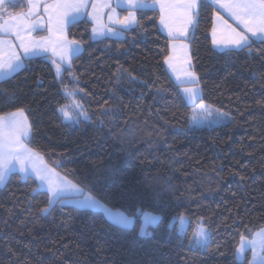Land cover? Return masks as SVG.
<instances>
[{
	"label": "trees",
	"instance_id": "1",
	"mask_svg": "<svg viewBox=\"0 0 264 264\" xmlns=\"http://www.w3.org/2000/svg\"><path fill=\"white\" fill-rule=\"evenodd\" d=\"M7 9L22 12L23 1ZM191 45L202 100L228 116L191 127L193 106L166 68L169 39L159 13L137 12L124 38L91 39L87 18L71 23L82 45L56 74L47 57L24 60L0 82V115L23 110L27 144L55 170L112 208L137 214L122 229L100 211L55 203L32 176L0 186V264H246L241 236L264 227V41L217 51L215 9L202 0ZM82 104L91 120L60 112ZM161 217L140 235L143 215ZM177 217L188 221L178 231ZM175 220V221H174ZM198 225L206 246L192 243Z\"/></svg>",
	"mask_w": 264,
	"mask_h": 264
},
{
	"label": "snow or ice",
	"instance_id": "2",
	"mask_svg": "<svg viewBox=\"0 0 264 264\" xmlns=\"http://www.w3.org/2000/svg\"><path fill=\"white\" fill-rule=\"evenodd\" d=\"M28 7V11L20 12L16 15L8 14V19L5 20V14L7 13V8L9 6L16 7V0H0V33H15V38L20 41L19 47L24 50V56L27 57L29 54L37 55L40 50L44 49L42 44L38 43H26L25 37L21 35V31H26L30 36L32 31L37 30L42 26L43 21L38 18L37 21L29 23L28 19L35 14L38 9V0H25ZM128 5L132 8H138L145 6L143 0H126ZM160 3L161 11V23L165 27L169 28V34H172L171 26L166 23L167 19H173L174 16L178 15L179 19L183 23V27L178 31L180 34L184 35L187 32V27L189 25H194L195 17L199 15L198 8L201 6V0H157ZM213 3L220 4L221 0H212ZM119 6V2H118ZM226 7L230 14L243 25L244 30L240 31L237 28H233L228 25L231 35L227 40V44L232 45L235 49H244L250 47L253 39L264 41V0H226L222 5ZM88 7V0H54V3L50 5H44V11L48 14L49 28L51 32V22L55 19L63 25L64 23H70L75 18V16L82 14V10ZM73 13L69 16V13ZM222 19V18H220ZM119 23L124 24L125 28L130 25L138 23L135 16L131 13L129 16H125L123 20ZM227 24V21H224ZM23 25V27H21ZM95 32L96 29H93ZM216 28L213 27V34L215 35ZM250 35H248V34ZM217 43V41H213ZM5 41L0 39V47L4 45ZM10 48H14L15 45L8 42ZM80 51L79 45L69 50L71 55H76ZM66 54L60 56L61 62L66 59ZM169 60L171 57L168 58ZM55 63V61H54ZM23 67V59L20 54L13 52L12 58L5 63L3 56L0 55V79L9 76ZM57 74L60 72V64L56 65ZM185 79L180 80V84L193 85V87H184L183 93L189 100H200L198 108L204 112V119L207 120L209 117L215 115L221 119L226 118V114L221 113L218 109L213 111L208 110V106L203 103L201 92L199 88V78L194 72H187L185 74ZM65 120L69 123H80L81 119L91 120L88 112L84 109L82 104L74 105V114L70 112L66 107L60 109ZM23 110H19V114H22ZM194 123L199 126L201 121L194 120ZM30 132V125L23 122L18 118V113H10L7 116H0V186H3L9 176L14 172H21L28 175L30 171L29 167L26 165L25 161L31 155V150L26 148L22 143V138H28ZM54 171V170H50ZM36 178L40 180L42 185L47 186V192L49 193L48 208L42 209L45 214L48 213L49 208L54 203L63 204L65 191L68 188L75 189L77 192L82 191L76 185L72 184L71 181H67L66 178H61L64 181L63 186L56 184V182L51 178L49 174H42L36 172ZM78 204L81 208L91 209V210H103L106 218L110 222L122 229H128L135 226V220L137 219V214L125 213V212H113L108 206L100 199L91 194L83 196ZM143 215V223L140 226V235L150 236L151 233L148 231L149 227H157L161 220L158 215ZM177 220L181 224L184 223V217H177ZM261 237L260 250L264 252V230H261L257 234ZM195 239L197 245L206 246L209 240V233L201 225L196 234ZM251 245L253 248L256 247V241H247L243 236H241V245L237 249V253L242 254L246 247ZM256 256L253 252V264H255ZM259 264H264V255L259 257Z\"/></svg>",
	"mask_w": 264,
	"mask_h": 264
},
{
	"label": "crops",
	"instance_id": "3",
	"mask_svg": "<svg viewBox=\"0 0 264 264\" xmlns=\"http://www.w3.org/2000/svg\"><path fill=\"white\" fill-rule=\"evenodd\" d=\"M19 1L25 2V0H16L17 3ZM204 1L210 3L216 11L214 22H213V27L216 28L215 35L213 34V27L211 31V39H212L213 47L217 51L239 50V49H235L232 45L226 43L231 35L228 25H231L233 28H237L240 31L244 30L243 25L240 24L239 21H237L230 14V12L227 10L226 7L222 6L226 2V0H221L220 4L213 3L212 0H204ZM118 2H119V6H118ZM52 3H54V0H38V5H39L38 9L35 11V14L28 19V22L29 23L35 22L39 18L40 20L43 21L42 26L38 28L37 30L32 31L30 33V36L28 35L26 31H21V35L25 37L26 43L42 44L44 46V49L46 50L42 49L39 51V54L37 55L29 54V56L25 57L24 50L19 47L20 41L15 38L14 32L13 33H6V32L0 33V39H3L5 41L4 45L0 47V55L3 56V60L5 63H7L12 58L13 52L21 55L23 59V63L25 59L43 56L51 60L55 68V71L57 73V70H56L57 64H60V70H61L64 66L69 65L72 58L75 56L69 53V50L71 48L75 47V45L78 44L80 48V51L78 53L82 51V45L76 41L69 39L67 36V29L71 23L78 21L82 18H87L92 24L91 39L93 41H98L100 39L107 38V37L112 38V39H122L124 38L125 33L129 29L134 27L136 24L130 25L127 28H125V25L119 23V21L123 20L125 16H129L130 13L135 16V19L137 21L138 11L155 10L159 13L160 29L162 33L169 39L168 58L171 57V59L170 60L168 58L166 59V68H167L168 73L170 74L172 80L180 87L182 95L184 96L187 103L193 106V113L194 111L198 113L199 120L201 121L200 124L204 125V124H209L211 122L216 121L214 118V114L213 116L209 117L207 120L204 119V112H202L198 108L200 100L197 99L193 101V100H189L186 98L185 94L183 93V88L193 87V85H188V84L181 85L180 84V80L186 78L185 74L187 72H194L192 68L191 45L188 42V38L195 27L197 16L195 17L194 25H189L187 27L186 34L182 35L178 31L180 28L183 27V23L179 19V16L176 15L173 17V19L169 20L167 19V15H166V23H168L172 28V34L170 35L169 28L165 27V25L161 23L160 3L157 2V0H143V4L145 6L138 7V8L130 7L128 3L126 2V0H88V7L82 10V14L75 16L72 22L64 23L63 25H61L54 17L53 21L51 22L52 31L50 32L48 30L49 28L48 14L44 11V5L46 4L50 5ZM26 11H28L27 5H26L25 10L22 12H26ZM198 11H199V8H198ZM9 13L10 11L7 9V13L5 14V17H4L5 20L8 19ZM18 13L20 12L10 13V14L16 15ZM72 15L73 13L70 12L69 16H72ZM224 21H227V24H225ZM21 27H23V25ZM93 29H96V31L94 32ZM214 40L217 41V43H214L213 42ZM9 41H11L13 45H15L14 48H10L8 46ZM66 53H67L66 59L63 62H61L60 56ZM20 70H18L17 72H19ZM17 72L4 77L3 79H0V82L13 76ZM199 88H200V85H199ZM12 113H18V118L21 119L23 122L27 123L28 118L24 112L22 114H19V111H15ZM8 114H4L0 116H7ZM227 120H228V117H227ZM30 136L31 134L29 133L28 138L26 139L22 138L23 145L26 148L31 150V155L28 157L27 161H32L35 157L33 149H31L27 144V141ZM17 172L20 173L19 171Z\"/></svg>",
	"mask_w": 264,
	"mask_h": 264
},
{
	"label": "rangeland",
	"instance_id": "4",
	"mask_svg": "<svg viewBox=\"0 0 264 264\" xmlns=\"http://www.w3.org/2000/svg\"><path fill=\"white\" fill-rule=\"evenodd\" d=\"M62 73V69L60 70L59 72V75L60 76ZM74 105L75 103L71 104L70 105V108H69V111L70 112H73L74 114ZM208 110L209 111H213L215 110L214 108H209L208 107ZM61 112V111H60ZM221 112V111H220ZM223 113V112H221ZM62 114V112H61ZM225 114V113H224ZM63 115V114H62ZM215 115V113H214ZM216 116V115H215ZM64 117V116H63ZM217 117V116H216ZM227 115H226V118L224 119H221L219 117H217V119H220V122H226L228 121L227 120ZM28 118V117H27ZM65 119V117H64ZM194 120H199V116H198V113L196 111H194L193 115H192V118H191V127L192 128H198V127H201L202 125L200 124L199 126H197L195 123H194ZM27 124L30 125V122H29V119L27 120ZM206 125V124H204ZM32 132V128H31V125H30V134ZM34 159L32 161H25L26 165L29 167L30 170H34V171H30V173L28 175H25L24 173H21L23 175V177H28V176H33L34 178H36V172H39V173H42V174H49L51 176V178L56 182V184L60 185V186H63L64 184V181L61 180V178H66L67 181H71L72 184L76 185L79 189H81L82 191L80 192H77L75 189H72V188H68L66 191H65V196H64V203L63 204H69V205H72V206H75V207H78V208H81L78 204V201L83 197V196H86V195H89L90 193L86 192L82 187H80L78 184H76L74 181H72L71 179L67 178L66 176H64L63 174H61L60 172H58L57 170H55L53 167L49 166L44 158L39 154L37 153L36 151H34ZM50 170H54V171H50ZM37 179V178H36ZM38 183H39V189H42V190H45L47 191V186L46 185H42L40 180L37 179ZM5 185V184H4ZM3 185V186H4ZM49 194V193H48ZM92 195V194H91ZM94 196V195H92ZM105 203V202H104ZM55 204V203H54ZM53 204V205H54ZM106 204V203H105ZM107 205V204H106ZM109 209H111L113 212H124L120 209H115V208H112L110 207L109 205H107ZM81 209H84V208H81ZM95 211H100L103 213V210H100V209H97ZM104 214V213H103ZM105 215V214H104ZM145 215H151L150 213H145ZM106 217V216H105ZM109 220V219H108ZM143 220V218H142ZM110 221V220H109ZM175 221V220H174ZM177 223H178V231L181 232V233H184L187 229V226H188V221L187 219L184 217V223L181 224L179 220H177ZM201 225H198L195 232H194V235H193V238H192V243L193 244H196V239H195V234L198 230V228L200 227ZM204 227V226H203ZM205 228V227H204ZM206 229V228H205ZM207 230V229H206ZM261 230H264V227L263 228H260L256 231H254L253 233H251V235L249 236H246L244 237L245 240L247 241H253L255 240L256 241V247L253 248L251 245H248L245 249V251L242 253V254H239L237 253V250H236V260L237 261H240V262H245L246 264H253V252H255V256H256V261H255V264H259V257L264 255V252H261L260 250V241H261V237L258 236L257 234L261 232ZM207 232L209 233V231L207 230ZM209 236H210V233H209ZM209 241V240H208ZM208 243V242H207ZM241 245V242L239 243L237 249L240 247ZM203 246V245H202Z\"/></svg>",
	"mask_w": 264,
	"mask_h": 264
}]
</instances>
